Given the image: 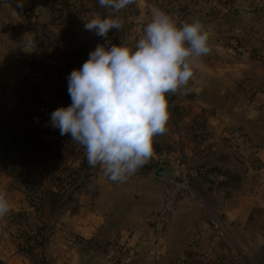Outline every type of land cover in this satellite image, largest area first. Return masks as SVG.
Masks as SVG:
<instances>
[{
	"label": "crops",
	"instance_id": "obj_1",
	"mask_svg": "<svg viewBox=\"0 0 264 264\" xmlns=\"http://www.w3.org/2000/svg\"><path fill=\"white\" fill-rule=\"evenodd\" d=\"M178 3L180 10L177 12L149 2L142 5L137 3L133 16H129L128 12L133 5H128L116 14L123 24L120 30L109 31L108 39L111 44L118 45L121 39L129 44L137 32V24L141 21L147 24L153 10L160 9L178 22L199 19L209 32L210 51L196 60L194 75L188 85L191 90L168 94L170 117L167 131L155 137L153 154L148 163L122 183L109 180L97 166L88 182L79 187L81 190L75 195H69V200L58 211V215H77V233H65L66 228L62 227L65 242H62V252L55 257L50 252V246H46V252L50 258L56 259V264L69 257L72 258L69 264H85L86 259L91 257L89 253L95 249L127 248L138 242L151 246L153 233L145 224L144 218L162 202L165 180L156 175L158 168L155 165L156 158L163 153L181 155L194 165L224 168L234 175L229 184L217 187L198 181L199 200H181L168 230L164 257L173 248L196 245L202 247L203 253L207 247V230L212 217L226 220L231 228L240 224V231L243 220L250 216L254 206L263 211L264 187L254 189L260 174L259 167L263 165L256 163L247 170V164L227 138L226 129L229 126L243 127L256 140L264 143V63L258 56L260 47L264 46V34L259 21L254 23L258 20L254 16L264 12V0H178ZM94 4L92 0L88 7L95 8L96 14L91 15L86 11L77 23L67 25L54 20L47 2L46 5L43 1L36 4L38 11L41 10L42 15H46L44 28H50L54 34L71 29L73 39H76L74 45L83 51L80 57L82 60L78 59L80 64L76 69L82 66L97 45L105 43L103 37L84 28L85 21L96 15L107 16L111 11ZM235 9L245 13H239ZM260 21L264 24L262 19ZM35 32L37 33L32 31L29 40L32 59L38 57L40 37H36ZM59 38V42L55 43L63 47L61 44L65 43L64 36ZM31 70L37 72L35 68ZM205 141L208 144L204 147ZM21 192L16 197L9 198V202L15 203L18 198L28 217L35 219V208L31 205L29 196L27 199L26 193ZM7 217L0 218V261L3 264H32L19 249L23 239L12 235V228L15 229V226L11 222L5 225ZM13 218L11 217L12 220ZM38 228L37 224L36 229H27L24 234L42 232ZM231 228L229 226L231 234H235L236 227ZM255 231L258 232L257 229ZM226 237L216 245L208 258L218 251L219 244ZM263 243L261 241V246ZM42 249L44 251L43 247ZM86 249L89 250L88 255L83 254Z\"/></svg>",
	"mask_w": 264,
	"mask_h": 264
},
{
	"label": "rangeland",
	"instance_id": "obj_2",
	"mask_svg": "<svg viewBox=\"0 0 264 264\" xmlns=\"http://www.w3.org/2000/svg\"><path fill=\"white\" fill-rule=\"evenodd\" d=\"M42 1L45 5L47 2L48 8L53 12L54 20L66 25L77 23L92 2V0ZM42 1L0 0V126H4L10 111L16 108L22 112L20 114L19 111L18 120L23 121L27 118L28 111L25 110V100L30 98L29 93L32 91L36 92L54 109L68 107L72 103L68 94L67 77L80 64L78 59L83 51L74 45L76 39H73L70 28L61 34H54L50 28L48 30L44 28L46 15H42L41 10L38 11L36 8L37 2ZM93 1L94 5L99 8V3L96 0ZM149 2L171 12L180 10L178 0H135L134 3L129 4V6H134L132 10L128 9L129 16L136 13L137 3L142 5ZM254 17L258 19L254 23L259 21V27L264 34V24L260 21L262 19L264 22V12L257 13V16ZM34 30L37 31V33L35 32L36 37H40L36 60L32 59V46L29 41ZM63 36L65 43L61 44L63 47H59L60 44L55 42H59V37ZM260 48L257 49L264 50V46ZM32 68L37 69V72H33ZM49 139H55V136L50 135ZM52 148L50 159L44 162L39 158L35 161L37 163L40 160L37 164L41 171L40 175L34 172L28 173V170L23 167V177L15 181L2 171L0 172V191L7 194L8 200L19 195L21 191L26 193L21 183L22 179H26L28 182L32 178L50 188L64 189V197L75 195L81 190L80 186L86 181L88 182L96 167L89 166L85 150L81 145L71 142L64 144L61 149L57 145ZM84 161L87 165H84ZM0 167H2L1 163ZM27 196L26 193L25 197L27 198ZM15 201V203L10 202L11 211L7 215L9 221L5 219V225L11 222L15 226V229L12 228V235L15 238L24 239L29 235L24 234V231L36 229L38 224V229L42 231L39 239L44 242L43 248L46 254L42 247H38L35 248L36 257L40 262L42 261V264H56L54 261L56 259L50 258L46 252V246H50V252L54 254V257L59 255L62 252V242H65L62 227L66 228L67 232L65 233L76 234L77 215L65 217L58 215L59 210H54L48 201L44 207L35 209L36 218L30 219L27 212L22 209V202L20 203L18 198ZM11 217H14L13 220ZM243 221L240 231L238 230L240 224L231 228L228 222L231 229L236 227L235 234L233 232L231 234V230H229L226 239L219 244L218 251L210 258H206L202 253V247L196 245L173 248L160 262L154 263L151 258V246L144 242H138L127 248L116 247L112 250L110 248L102 250L101 248L91 250L90 253L88 249L83 250L84 255H88V253L91 255L86 259L85 264H264V248L260 244L261 241H264V208L262 211L261 208L258 209L254 206L250 216ZM12 235L10 239H12ZM25 254L30 259L29 254ZM71 259V257L61 259L57 264H69ZM109 260L110 262H108ZM0 264L3 262L0 261ZM80 264L84 263L80 262Z\"/></svg>",
	"mask_w": 264,
	"mask_h": 264
},
{
	"label": "clouds",
	"instance_id": "obj_3",
	"mask_svg": "<svg viewBox=\"0 0 264 264\" xmlns=\"http://www.w3.org/2000/svg\"><path fill=\"white\" fill-rule=\"evenodd\" d=\"M134 2L98 0L111 11L85 21L84 28L105 43L69 74L72 103L54 110L50 119L61 136L70 135L84 148L89 166L121 183L148 163L155 137L167 131L168 94L191 90L196 60L210 51L209 32L199 19L178 22L160 9L153 10L134 46L123 39L111 44L109 31L123 24L116 14ZM10 211L7 194L0 191V218Z\"/></svg>",
	"mask_w": 264,
	"mask_h": 264
},
{
	"label": "built area",
	"instance_id": "obj_4",
	"mask_svg": "<svg viewBox=\"0 0 264 264\" xmlns=\"http://www.w3.org/2000/svg\"><path fill=\"white\" fill-rule=\"evenodd\" d=\"M97 11L91 8L89 14L94 15ZM146 26L144 21L137 24V32L129 45L134 46L142 35ZM259 58L264 62V50L259 52ZM226 136L233 145L235 151L245 162L261 164L259 167L255 190L264 187V144L258 142L245 128L240 126H229L226 129ZM208 144L205 141L204 147ZM253 162V163H252ZM156 166L167 168V174L164 177V191L160 206L148 213L145 218V224L148 225L153 233L151 242V258L154 263L160 262L166 252V239L170 228L172 217L177 210L182 199H188L191 202L199 200L197 182L204 181L212 187H217L221 182L226 181V173L218 169H210L205 165H194L177 154L163 153L156 158ZM208 243L203 254L206 258L214 251L216 245L223 240L229 231L226 220L220 217H212L208 228Z\"/></svg>",
	"mask_w": 264,
	"mask_h": 264
},
{
	"label": "trees",
	"instance_id": "obj_5",
	"mask_svg": "<svg viewBox=\"0 0 264 264\" xmlns=\"http://www.w3.org/2000/svg\"><path fill=\"white\" fill-rule=\"evenodd\" d=\"M86 11H90V8L86 9L82 16H84ZM29 96L30 98L25 100V110L28 111L26 115L27 118L23 121L18 120L17 115L20 109L16 108L10 111L4 126H0V163L2 165V167H0V172L2 171L15 181L23 177V167L26 168L25 170H28V173L34 172L40 175L41 171L38 169L39 165L37 164L40 160L45 162L50 159L53 151L52 147L54 145H57L61 149L64 144L74 142L71 140L70 135L61 136L59 129H54L51 126V113L56 109L49 106V104L34 91L30 92ZM21 113L20 111V114ZM50 135H54L55 139H49ZM39 158L40 160L36 163V159ZM84 165H87V163ZM208 168L218 169L226 173L228 179L221 182L220 185L229 184L233 179L234 175L224 168ZM234 180H237V178H234ZM21 183L24 187V191L31 199V205L35 209L44 207L49 201L54 210H61L64 203L70 198L69 196L64 197V189L50 188L36 179L31 178L28 182L26 179H22ZM40 234L41 232L27 235L26 238L23 239V243L19 245L21 251L29 254L32 264H42V261H39L35 253V248L43 247L44 242L39 239Z\"/></svg>",
	"mask_w": 264,
	"mask_h": 264
},
{
	"label": "water",
	"instance_id": "obj_6",
	"mask_svg": "<svg viewBox=\"0 0 264 264\" xmlns=\"http://www.w3.org/2000/svg\"><path fill=\"white\" fill-rule=\"evenodd\" d=\"M235 11H237V12H239V13H242V14L245 13L244 11H242V10H240V9H235ZM250 167H251V166H250L249 164H247V166H246L247 170H249ZM166 174H167V168H166V167H163V166H160V167L157 169V171H156V175H158L159 177H165ZM262 247L264 248V243L262 244Z\"/></svg>",
	"mask_w": 264,
	"mask_h": 264
}]
</instances>
